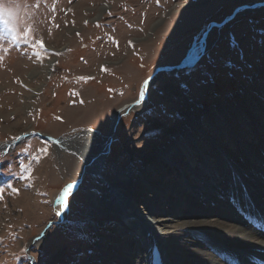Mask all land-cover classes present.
Segmentation results:
<instances>
[{
	"label": "rangeland",
	"instance_id": "rangeland-1",
	"mask_svg": "<svg viewBox=\"0 0 264 264\" xmlns=\"http://www.w3.org/2000/svg\"><path fill=\"white\" fill-rule=\"evenodd\" d=\"M31 2L37 13L27 26L31 35L24 30L13 40L0 24V36L8 37L0 40V264H96L98 235L106 233L92 235L88 228L94 178L84 177L72 190L63 218L52 200L51 192L83 176L85 161L71 155L66 139L90 131L94 144L101 143L112 131L115 111L139 100L158 68L201 52L200 62L163 75L147 103L120 118L106 172L130 173L136 182L148 159L191 117L245 94L264 104V6L212 26L210 49H200L212 23L218 26L238 8L264 0ZM37 43L43 44L41 56L35 55ZM32 132L62 140L64 148ZM6 145L12 148L4 154ZM181 204L179 213L194 209ZM123 259L116 256L112 264Z\"/></svg>",
	"mask_w": 264,
	"mask_h": 264
},
{
	"label": "bare ground",
	"instance_id": "bare-ground-1",
	"mask_svg": "<svg viewBox=\"0 0 264 264\" xmlns=\"http://www.w3.org/2000/svg\"><path fill=\"white\" fill-rule=\"evenodd\" d=\"M209 39L210 34L203 38L200 49H210ZM163 75L149 77L139 100L127 106H144ZM241 97L191 117L156 157L148 159L136 182L130 173L106 172L107 154L126 105L115 111L112 131L101 143L94 144L90 131L66 139L69 143L64 144L87 160L83 177L92 176L95 182L88 192L93 219L88 228L92 235L106 233L98 235L96 264L115 263L116 256L126 258L116 264H151L154 245L163 251L165 264H264V104L256 99L262 104L256 106L248 94ZM153 174L159 179L153 181ZM77 187L51 192L60 217L66 198ZM181 203L194 209L179 213ZM238 205L255 213L247 214L256 215L255 226L248 224ZM109 233L122 238L111 240ZM43 237L35 239L37 246ZM135 253L138 259H133Z\"/></svg>",
	"mask_w": 264,
	"mask_h": 264
},
{
	"label": "clouds",
	"instance_id": "clouds-1",
	"mask_svg": "<svg viewBox=\"0 0 264 264\" xmlns=\"http://www.w3.org/2000/svg\"><path fill=\"white\" fill-rule=\"evenodd\" d=\"M36 15L35 4L31 0H0V24L12 39L15 33H22L33 23ZM7 39V36H0V40Z\"/></svg>",
	"mask_w": 264,
	"mask_h": 264
},
{
	"label": "water",
	"instance_id": "water-1",
	"mask_svg": "<svg viewBox=\"0 0 264 264\" xmlns=\"http://www.w3.org/2000/svg\"><path fill=\"white\" fill-rule=\"evenodd\" d=\"M264 6V4H254V5H247V6H243V7H240V8H238L234 13H233V15L231 16V17H229V18H227L223 23H221V24H219L218 26H216L217 24H215V23H212L210 26H209V28H208V31L206 32V34L204 35V37L203 38H205L207 35H209L210 33H211V31H212V26H214V28H220V27H222V26H224L225 24H227L229 21H231L232 19H234V18H236V16L239 14V12L241 11V12H243V11H247V10H256L257 8H260V7H263ZM203 40V39H202ZM203 55V52H201V54L199 55V57L197 58V59H194L193 58V60L191 59V58H189L188 60H186V61H184L183 63H181V64H179L178 66H163V67H160V68H158L156 71H155V73L153 74V75H155V74H158V73H165V74H172V73H178V72H180L181 70H183V69H185V68H187L188 66L190 67V66H193V65H195L196 63H198V62H200L201 61V56ZM161 77V76H160ZM147 102V101H146ZM128 108V109H127ZM125 109H127L126 110V112H125V115H127L129 112H131L132 110L130 109V107H128L127 105H126V107H125ZM121 121V119H119V122ZM119 122H118V124H119ZM117 134V133H116ZM116 136V135H115ZM111 143V142H110ZM110 143H109V145H110ZM55 144H57V146H60V147H62V148H64L63 147V141H55ZM61 144V145H60ZM113 144V143H112ZM69 152L71 153V154H73V155H77L78 157H80L78 154V152H76L74 149H72L71 148V150H69ZM81 159L83 160V157H81ZM83 161H85V162H87V160H83ZM83 175V174H82ZM83 179H84V177L82 176V178L77 182L78 183V187H77V189L80 187V185H81V183L83 182ZM75 184V183H74ZM76 185V184H75ZM52 223H50V225H51ZM43 235H44V233L42 234V236L41 237H43ZM155 246H157V247H159L158 245H154L153 246V248L155 247ZM153 248L150 250V254H151V251L153 250ZM159 249H160V251L162 252V254H163V251L161 250V248L159 247Z\"/></svg>",
	"mask_w": 264,
	"mask_h": 264
},
{
	"label": "snow or ice",
	"instance_id": "snow-or-ice-1",
	"mask_svg": "<svg viewBox=\"0 0 264 264\" xmlns=\"http://www.w3.org/2000/svg\"><path fill=\"white\" fill-rule=\"evenodd\" d=\"M36 7L38 8L39 5L37 4ZM53 11H55V7H53ZM29 35H31V29L30 28H26L25 29V36H29ZM20 38H21V33H15L13 35V40L18 41ZM33 47L36 48V49H38L35 52V55L41 56V52L39 51V49H42L43 48V44L42 43H37V44L33 45ZM57 54H59V53H57ZM80 79L87 81L89 78L88 77H81ZM81 103H83V101H81ZM57 119H60V117H57ZM41 151L42 152H46V149H42ZM36 159H39V157H36Z\"/></svg>",
	"mask_w": 264,
	"mask_h": 264
}]
</instances>
